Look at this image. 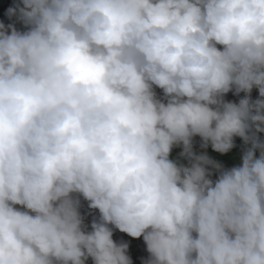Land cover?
<instances>
[{"label":"clouds","instance_id":"1","mask_svg":"<svg viewBox=\"0 0 264 264\" xmlns=\"http://www.w3.org/2000/svg\"><path fill=\"white\" fill-rule=\"evenodd\" d=\"M22 5L0 22V264H264V0Z\"/></svg>","mask_w":264,"mask_h":264},{"label":"trees","instance_id":"2","mask_svg":"<svg viewBox=\"0 0 264 264\" xmlns=\"http://www.w3.org/2000/svg\"><path fill=\"white\" fill-rule=\"evenodd\" d=\"M17 4L22 5V0H0V22L5 23V25L7 24H11L14 21H16V18L13 19H9L8 16V9L10 7H15ZM23 31H26V28L24 27ZM260 137L262 140H264V133L260 134ZM235 145L236 147L231 151L236 164L240 163V157L243 153V150L245 148L244 142L241 138L236 137L235 138ZM17 208H20V206H17ZM23 210V209H21ZM82 214H84L86 216V222L87 223H91L93 218H97L98 215V210L96 211H92L91 209L88 208L87 206V202L82 200Z\"/></svg>","mask_w":264,"mask_h":264}]
</instances>
